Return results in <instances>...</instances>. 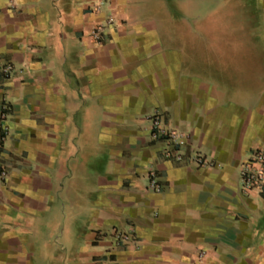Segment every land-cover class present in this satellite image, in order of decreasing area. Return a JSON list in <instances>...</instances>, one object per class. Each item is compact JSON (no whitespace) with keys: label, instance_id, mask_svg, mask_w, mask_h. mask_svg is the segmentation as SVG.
Here are the masks:
<instances>
[{"label":"crops","instance_id":"obj_1","mask_svg":"<svg viewBox=\"0 0 264 264\" xmlns=\"http://www.w3.org/2000/svg\"><path fill=\"white\" fill-rule=\"evenodd\" d=\"M93 2L0 0V264H264V184L240 176L264 145V0L252 55L216 54L163 0H111L98 41ZM154 113L215 165L165 157Z\"/></svg>","mask_w":264,"mask_h":264},{"label":"built area","instance_id":"obj_2","mask_svg":"<svg viewBox=\"0 0 264 264\" xmlns=\"http://www.w3.org/2000/svg\"><path fill=\"white\" fill-rule=\"evenodd\" d=\"M15 6L17 0H10ZM94 10L96 12H106V18L101 23L97 24L92 30V36L98 41H103L105 35L116 24V15L113 11L111 0H94ZM14 70L12 63H1V73L8 77ZM10 105L4 103L0 108V132L2 139L8 134V125L6 124L10 116ZM150 136L154 141H163L165 146L163 154L167 158H172L178 162L186 161L187 159L195 163L197 166H213L215 162L208 159L199 151H194L192 154H187L183 148L187 145V135L179 130L169 129L164 124L159 113L150 115ZM8 171L0 167V180H5L8 177ZM241 185L245 191L259 189L264 184V145L255 149L250 157L242 163L241 170ZM150 188L160 191L161 184L157 179L154 171L150 172ZM114 243L119 246L123 243L132 241V234L130 232H114Z\"/></svg>","mask_w":264,"mask_h":264},{"label":"rangeland","instance_id":"obj_3","mask_svg":"<svg viewBox=\"0 0 264 264\" xmlns=\"http://www.w3.org/2000/svg\"><path fill=\"white\" fill-rule=\"evenodd\" d=\"M166 9L174 12L176 23L190 27L191 38L213 40L216 54L252 55L251 40L257 23L254 0H163ZM225 44V46H224ZM227 45V46H226ZM228 50V51H227ZM230 51V52H229Z\"/></svg>","mask_w":264,"mask_h":264}]
</instances>
